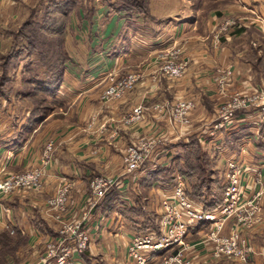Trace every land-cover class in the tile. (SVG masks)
I'll list each match as a JSON object with an SVG mask.
<instances>
[{
	"label": "rangeland",
	"instance_id": "obj_1",
	"mask_svg": "<svg viewBox=\"0 0 264 264\" xmlns=\"http://www.w3.org/2000/svg\"><path fill=\"white\" fill-rule=\"evenodd\" d=\"M48 1L50 0H42V2L34 0L31 3L29 0L22 1L20 14L17 17H9L2 24L4 36L2 42L0 41V92H4V94L0 95V148L5 149V154L0 155V180L11 174H19L41 166V156L49 142L53 143L54 151L44 172L56 161V152L61 153V144L72 148L67 151L64 148L67 156L72 152L75 159L80 158V155H74L79 142L76 140L78 136H80L81 145L101 144L103 150L101 153L97 150V152L79 159L94 160V157H97V174L91 175L88 179L89 194L84 203L80 202L81 213H78V206L76 207L75 203L71 202L73 183L67 178H62L54 187L51 186L47 195L44 190L45 173L42 176L40 188H17L1 196L13 194L12 197L9 196L10 200L14 199L16 194L23 198L25 196L32 197L31 201L35 211L40 216L42 215L57 233V236L50 234L49 227L45 225L46 228L48 227L45 235L37 241L35 246H28L30 239L27 235L26 240L18 242L20 240L17 238L18 235H16L14 227L7 226V229L0 227V252L2 251L1 237L3 233L9 234L7 237L11 240V244L15 243L12 241L18 242L14 250H6L1 256L4 264H47L48 262L55 264V256H49L50 246L55 247L58 244L61 246L64 239V234L60 233L61 223L65 221L76 223L82 220L85 211L89 212V216L97 206V214L99 212L102 218L97 221L96 233L90 232L87 220L84 221L87 226L86 233L89 242L83 253L89 250L94 254H90L91 263L89 262V264H119L120 257L123 256H121V251H123L121 234L125 235V231L132 232L134 230H137L136 235H145L149 232L158 233L161 194L159 191L153 193L152 191L160 185L153 184L150 187H143L140 185V181L149 172L147 167L142 168V164L154 159L157 153L156 149L161 148V138L166 137L165 134L169 130L177 134L176 136L182 137V143L162 160L161 166H164L172 177L171 182L162 187H168L177 178H182L186 184L187 193L190 190L188 181L178 170V163L183 162L186 149L184 145H187V139L190 136L198 140L208 157V169L211 170L209 177L217 180L219 186L217 189L212 185V190L216 196L220 197V200H222L225 187L227 160H236L242 168L248 167L246 172L251 173L256 168L255 166L261 163L260 160L264 159V154L256 156L253 154L254 151L249 150L246 146L249 144L254 149L255 147L251 145L253 140L264 141V133H261V127H259V125L262 126L264 120L254 109L252 101L245 105L246 107L238 105L240 99L247 96L251 98L260 96L264 99V48L262 46L264 44V22L256 13L243 9L239 0H171L169 7H163L161 0H154L152 13L167 12L172 14L163 19L162 25L157 27L156 25L159 24L153 22L154 17L151 15L150 9L151 0H149L150 17H146L150 19L148 25H141L134 20L128 21L132 24L128 27L135 31V35L127 34L124 26L117 27L118 39L112 41L115 46L112 45V50L107 52V56L99 57L100 64L106 65L110 59H115L113 54L122 53L118 62L123 68L105 73V77L103 74L100 75V88L95 87L96 89L93 91L97 95V102L94 103V109L86 112L85 115L82 111L79 112L78 108V101L82 97L72 103L77 99L79 92L75 93L72 89L60 90L64 82V75L69 67L74 70L73 73L77 74L73 78L70 77L73 81L81 80L92 70H97V19L94 20L97 10L93 5L94 0H86L85 3L81 0V4L68 15L63 42V50L68 60L65 63L63 81L54 99L51 96L46 97L43 93L26 96L33 91V83L44 80L47 75L45 69L39 64V56L36 52L28 54L25 50H21L17 56L9 58L11 52L15 53L16 50H20L21 45L24 44L22 39L16 37L19 29L30 17L39 20L43 6ZM106 2H109V6L113 10L120 11L126 16H143L119 10L116 8L115 0H106ZM174 2L176 3L172 4ZM181 10H184L183 18L186 22L189 21L188 19L195 20L189 29L178 28L177 25L170 23V20H174ZM80 11L82 16L78 15ZM107 11L114 14L110 8ZM71 14H75L77 19L79 18L74 27L71 25L69 27ZM138 26L141 29H138ZM253 26L258 31L253 29ZM162 29H166L168 33L166 36L161 33L163 38L159 41L160 46H158L157 36H160ZM240 29L244 32L236 34ZM69 31L71 34L68 35V42H65ZM79 32L82 34L79 35L78 43H76L75 36H78ZM186 33L187 35L182 37ZM141 42H144V45ZM76 45L79 47L77 48ZM141 46L144 48L140 49ZM109 47L108 45L107 48ZM227 47L230 48L229 51L223 52V48L227 49ZM68 50L72 55L75 53L77 58L69 56ZM129 50H137L138 53L143 52L144 55H137L133 60L130 58L126 64L121 63L124 54V58L128 56L126 54H129ZM222 53H225L224 60H222ZM110 54L112 58L109 57ZM168 60L177 62L186 60L187 64L183 73L175 77L165 74L161 68ZM241 63L245 66L248 65L246 70L241 71ZM254 68H258V72L253 70ZM242 72L251 81L254 78L257 79L260 87L249 86L251 89L243 90L245 82L241 77ZM129 74H135L137 81L124 92L118 94L112 92L118 82L123 81ZM93 79L97 84V73L91 76V80ZM137 85L143 88L142 93L138 101L130 102L129 99L133 97ZM58 101L61 103L59 104ZM179 102L189 105L185 114L181 115L183 119L181 121L178 120L175 110L176 104ZM138 105L143 109L140 118L130 120L131 111ZM230 110L233 113L231 121L224 124L225 126L213 129L215 125L222 124L223 116ZM31 112L33 115L45 114L41 121L30 125H36L37 128L41 126L37 135L41 145H37L38 150L33 147L24 148L23 155L18 156L19 163L13 165L14 158L18 155L16 153L22 150L13 143L15 130L18 128V133L23 136H21V142L24 144L28 138L26 129L29 128L26 126ZM78 112L81 114V121L78 119ZM242 114L245 115L243 117V123H246L245 127L239 124L241 119L239 120L238 116L241 117ZM41 122H43L42 125H40ZM110 123L114 125L111 129L108 128ZM238 129L243 130V135L249 143L246 141L243 143L241 140L242 143L236 141L234 146L230 145L231 143L227 146L228 133L232 131L237 133ZM210 132H213V135L210 136ZM4 133L5 136L1 137V134ZM260 134H262L261 137L258 136ZM215 140H219V143L215 144ZM142 145L151 147L147 158L139 169L128 172L126 168L130 153L129 147L139 148ZM243 146L246 147V150L242 149ZM239 152H246L245 155L250 159L245 158L246 162H242L244 159L238 158ZM228 156L231 157L227 159ZM101 157L103 160L99 159ZM138 173L141 175L138 176ZM95 177L110 183H108L103 196L98 199L97 204L90 207L88 201L91 192L90 181ZM136 177L137 180H134ZM66 185L69 186L64 204H55L54 200L61 199V190ZM109 196L111 201L109 204H105ZM189 198L199 203L196 198L191 196ZM104 205L110 207V211L106 212ZM139 208L140 213H137ZM261 208L260 221L244 232L253 249L246 261L225 256L211 257L210 243L204 241L207 231L206 224L192 230L191 234L193 235L190 234L183 239L185 257L191 261V264H195L198 259L200 262L198 261L197 264H264V250L262 254L258 255L261 259H257L258 263H256L255 257L259 250L253 247L257 244H264V195L261 199ZM122 210H127L131 216L127 217L121 212ZM115 218L119 219L117 224L121 226L120 228L117 226L115 228ZM231 224L232 221L228 223V226ZM122 230L123 232H121ZM132 233L134 235V232ZM91 234H95L92 241ZM127 245L128 243L125 246ZM182 248V246L175 245L159 252L156 255L158 258L151 264H160L162 258ZM201 251L203 254H200ZM83 253H73L70 259H74V255L82 256ZM124 256L125 262L126 260L133 262L128 258L127 248ZM71 262L69 260L68 264H72ZM133 264L135 263L133 262Z\"/></svg>",
	"mask_w": 264,
	"mask_h": 264
},
{
	"label": "built area",
	"instance_id": "obj_2",
	"mask_svg": "<svg viewBox=\"0 0 264 264\" xmlns=\"http://www.w3.org/2000/svg\"><path fill=\"white\" fill-rule=\"evenodd\" d=\"M186 60L177 62L168 60L161 70L172 77L179 76L186 67ZM137 81L135 74H129L123 81L118 82L112 92L118 94L130 88ZM250 101L254 109L264 120V99L260 96L251 98L247 96L241 98L238 105H247ZM241 103V104H240ZM189 105L184 102L176 104V116L178 120H183L181 115L185 114ZM140 105L131 111L130 120H137L142 114ZM232 110L222 118V124H217L213 129H218L232 119ZM181 118V119H180ZM209 135H213L210 132ZM262 134L258 135L261 137ZM151 147L142 145L139 148L129 147V157L127 159V171L139 169L141 164L147 158ZM246 150V147H242ZM54 151L52 142H49L42 153L39 167L26 170L19 174L0 180V198L4 194L17 188L41 187L44 169L50 162ZM243 153V152H242ZM246 153V152H244ZM225 169V187L220 204L212 210H205L199 203L187 195L186 184L182 178H177L168 189L161 192L160 211H159V230L145 235L134 234L127 245L128 258L135 264H148L151 254L159 253L169 249L171 246H182L177 252L162 258L160 264H191L183 253V239L190 235L192 230L207 225L205 232V242L210 243V255L213 258L231 257L246 261L253 249L249 244L248 238L244 235L245 230L250 229L260 221L261 199L264 195V162L256 165L253 172L248 171V167L242 168L239 162L229 159L226 162ZM245 174L243 175V173ZM246 177V182L243 179ZM248 180V181H247ZM254 182V184H252ZM108 181L102 178H93L90 181L91 192L88 198L90 207L97 204L98 199L103 196ZM248 183V184H247ZM256 185L258 188L253 189ZM68 186L66 185L60 194V198L55 204H64ZM263 187V188H262ZM255 188V187H254ZM3 208L2 211H7ZM87 211L83 213L82 220L78 222H63L60 226V233L64 234L61 246H50L49 256H55V264H67L73 253H83L88 246L89 238L87 235V226L85 220L88 217ZM2 214L0 213V219ZM232 224L228 226V223ZM60 247V248H59Z\"/></svg>",
	"mask_w": 264,
	"mask_h": 264
},
{
	"label": "crops",
	"instance_id": "obj_3",
	"mask_svg": "<svg viewBox=\"0 0 264 264\" xmlns=\"http://www.w3.org/2000/svg\"><path fill=\"white\" fill-rule=\"evenodd\" d=\"M25 0H0V41L2 42L3 40V23L6 22V20L12 16L17 17L20 13V5L23 3ZM36 1V0H35ZM86 0H83V2L85 3ZM153 1L151 0L150 2V9H151V15L154 17L153 18V22H156L157 27H160V25H162V21L165 18L170 17L172 14L171 13H152V9H153ZM162 1V2H161ZM160 2L162 3L163 7H169L168 5L171 4V0H161ZM29 2H34V0H29ZM42 2V0H41ZM40 2V3H41ZM81 2V0H80ZM87 2V1H86ZM177 2V1H176ZM176 2L172 3L175 4ZM240 4L243 6V9H246L247 11H250L252 13H256L258 15L259 18H261V20L264 22V0H239ZM106 3V5H105ZM178 3V2H177ZM89 4V1H88ZM94 8L95 10H97L94 16V20L97 19V70H92L90 72V74L88 73L87 76L81 80H76L73 81V79L71 80L70 77L73 78V76H76L77 74H75V72L73 73L74 70H72L69 67V70L65 73L64 75V82L63 85L61 86V90L60 91H68L67 89H72L75 91V93L79 92L77 95V99L73 100L72 103H74L75 101H77L78 99H81L78 101V108H79V112L82 111L83 113L86 112H90L91 110H93L94 108V103L97 102V95L96 93H93V91L96 89L95 87L100 88V80L99 77L100 75H104L105 77V73H109L112 71H117L119 69H122L123 67L120 65V62H118L120 59L119 57H122V53H120L119 55L117 53L113 54L112 56L115 57V59L112 58L111 54H110V59L109 62L104 65V64H100L101 59H99V57H105V55L107 54L108 51L112 50V45L115 46V44L112 43V41H116L118 38V28L117 27H121L124 26V30L125 32H128L127 34L131 33L132 35H135V31L132 30L131 27H128L130 25H132L130 22L128 21H136L141 25H148V21H150L149 18H146L144 16H126L125 14H122L120 11L117 12L115 10L112 9V7L109 6V2L107 3L106 0H94L93 2ZM109 7H108V6ZM110 8V11L114 14L108 13ZM183 8V7H182ZM79 16L81 15V11L78 14ZM175 15V14H174ZM184 15V10H181V13L178 14L176 17H174V20H170V23L172 25H177L178 28H187L189 29L191 27V23L194 24L195 20L193 19H188L189 21H185L183 18ZM79 18L77 19V16L75 14H71L70 16V22H69V27L71 25V27L75 26L76 23H78ZM83 23V21H82ZM149 27V26H148ZM138 29H141L139 26L137 27ZM253 29L257 30L254 26L252 27ZM128 29V30H127ZM146 29V28H145ZM147 30V29H146ZM258 31V30H257ZM190 32V31H189ZM244 31H242V29L238 30V32L236 34H240ZM161 33L166 36V29H162L160 31V36L158 37V40L156 43L158 46H160V40L163 38V35H161ZM70 31L67 33V37L65 42H68V35H70ZM82 33L79 32L78 36H75L76 39V43H78L77 39H79V35H81ZM123 35V33H122ZM187 35L184 34L182 37H185ZM260 35V34H259ZM124 36V35H123ZM246 41L248 39V35L246 36ZM145 41V40H144ZM169 43L171 41H168ZM141 44L144 45V42H141ZM1 45V43H0ZM108 45L110 46L109 48ZM162 45V44H161ZM138 46V45H136ZM164 46V45H163ZM263 48H264V44H262ZM76 47L78 48L79 46L76 45ZM144 47L141 46L140 49H143ZM108 49V50H107ZM229 47L223 48V52L229 51ZM69 51V50H68ZM75 51V49H74ZM140 51V50H139ZM198 51V50H197ZM196 51V52H197ZM69 56H74L77 58L76 54L73 53L70 54V51L68 52ZM225 53H222V60L225 59V56H223ZM128 56L125 57V54L123 56V60H121V63L126 64L128 62V60L130 58H132V60L134 58L137 57V55H144L143 52L138 53L137 50H129V54H126ZM235 55H237L235 53ZM107 56V55H106ZM129 57V58H128ZM103 61V60H102ZM108 61V60H107ZM106 61V62H107ZM109 64V65H108ZM72 65V64H71ZM241 65V71L246 70V67L243 63L240 64ZM128 66V65H126ZM258 68H254L253 70H255L256 72H258L257 70ZM72 71V73H71ZM77 73V72H76ZM95 73H97V84L95 82V79L91 80V76H94ZM243 73V72H242ZM103 77V79H104ZM241 77L244 79V86H243V90L247 89H251L249 86L253 87V88H259L260 84L258 83L257 79H252L253 81L250 80V78H246L244 73L243 75H241ZM249 87V88H248ZM142 87L138 86L136 87L135 92L133 93V97L131 99H129L130 102H133V100L136 102L139 99L140 94L142 93ZM58 103L60 104L61 102L58 101ZM96 106V105H95ZM78 112V119H80L81 121V114ZM245 115L242 114L241 117L240 115L238 116L240 121V125H242L243 127H245L244 125L246 123L244 122V118ZM46 121V120H45ZM43 122L40 123V125H42ZM114 125L113 123H110L108 125V128H112ZM41 126H39L38 128L35 126H30L29 129H26L28 132V138L26 139L25 143L23 144L21 142V138L23 137L20 133H18V128L15 130V138L13 143L16 144V146H19V148H21V151H17L18 154L15 158H14V162L13 165H17L19 162V157H21L23 155L24 152V148L28 147H33V149L37 148L39 145H41V143L38 141L37 139V135H38V130L40 129ZM242 127V128H243ZM259 127H261V133H264V123L262 124V126L259 125ZM263 127V128H262ZM25 128V127H24ZM109 129V130H110ZM263 129V130H262ZM242 130V129H241ZM240 129H238V132L236 133L235 131L229 132L227 135L228 141L227 142V146H229V143H231L230 145L234 146L235 142L237 141V143H243L246 141V137L245 135H243V130L241 131ZM40 131V130H39ZM258 131V130H257ZM3 133V132H2ZM177 134L173 133L172 131H168L165 136L161 138V148L156 149L155 152H157L155 154L154 159L145 161L142 164V168L147 167L146 169L150 172L151 170H153L154 168H156L157 166H161L162 164V160L167 158L166 156H169L170 153L173 152V149L177 148V146H181L182 143V137L176 136ZM206 136V134H204ZM5 136L4 134H1V137ZM22 136V137H21ZM80 136L76 137L78 140V146L74 151V155L76 154L77 156L80 155V158H76L73 157L72 152H70L69 156H67V149L71 150L72 148H67V146H64L63 144H61V153H59V151L56 152L55 154V158L56 161H54L49 167L48 169L44 172L45 173V185H44V190L46 191L45 194H49L48 192L50 191L51 186L54 187L56 185V183L61 180L62 178H67L68 180H70L73 183V191L71 192V202L75 203L78 213L80 212V202L84 203V200L87 198V195L89 194V189H88V179L90 178L91 175L93 174H97V157H94L93 159H85V160H79L82 159L84 157H86L87 155H89L90 153H95L98 152L101 153V151L103 150V146L101 144L97 145V144H84L81 145L80 143ZM207 139V137H206ZM242 140V141H241ZM232 141V142H230ZM40 143V144H39ZM95 143V142H93ZM219 140H215V144H218ZM249 143V142H248ZM19 144V145H18ZM77 144V143H76ZM80 144V145H79ZM38 145V146H37ZM251 145L254 146L255 148H251L249 146V144H247L246 146L249 148V150H253L256 156L264 154V141L262 140H253V142H251ZM64 148L66 151H64ZM38 150V148H37ZM5 154V149L3 147L0 148V155H4ZM246 153H241L239 152L238 158L240 160L244 159L242 162H246L245 158L250 159L249 156L245 155ZM19 156V157H18ZM101 156V155H100ZM82 157V158H81ZM231 156H228L227 159H229ZM157 158V159H156ZM103 160V157L99 158ZM90 161V162H88ZM261 162L264 161L260 160ZM145 169V170H146ZM146 171V172H148ZM141 175L138 173V176ZM137 180V177L134 179ZM248 181V180H247ZM243 182H246V177L243 179ZM248 184V183H247ZM170 186L168 187H160L158 186L157 188H155L153 192L155 191H159V193L161 194V192L164 189H168ZM255 187V188H254ZM254 189L257 188L256 185L253 186ZM10 197L13 196V194L9 195ZM9 196H4L0 198V213L2 214V217L0 219V227L2 228H6L7 226L14 227V229H20L24 234H26L29 239V245L28 246H35L36 243H38L37 241L40 240L48 231V227H49V231L50 234H53L55 236H57L56 231L50 227V225L47 223V221L45 220V218H43V216L39 215L35 209L34 206L32 204L31 198L30 197H22L19 194H16V196H14V199L10 200ZM19 196V197H18ZM3 208H7L8 210L3 212L2 209ZM81 213V212H80ZM122 216V215H121ZM129 216H131L129 214ZM128 216V217H129ZM100 218H102V215L98 212L97 214V206L91 211V213L89 214L88 218H87V225H89V230L90 232L96 233L97 232V221L100 220ZM114 219V218H113ZM115 228L117 226V228H120L121 226L117 223H119V219L115 218ZM48 226L47 228L45 227ZM119 230V229H118ZM123 232V230L121 231ZM134 232V234L137 232V230L132 231ZM132 232H126L125 231V235L121 234L122 237V249L123 251H121V256L120 257V262L119 264H133V262H127L128 260H124V255L126 252V248L127 246H125L127 243H129L130 239L133 236ZM199 233V231H197ZM193 233V232H192ZM193 235V234H191ZM49 236V235H48ZM95 234H91V241H92V237H94ZM34 239V240H33ZM90 241V243H91ZM91 245V244H90ZM89 245V247L91 248V246ZM255 249H258L259 252L257 253L256 257H255V261L257 262V259L260 260L261 258H259L260 256H258L259 254H262L263 250H264V244H257L253 246ZM89 248V249H90ZM256 253V252H255ZM90 254L94 255L91 251H87L85 253L82 254V256H77L74 255L73 258L74 259H68L67 264L70 260V262L72 264H89V262L91 263V261L89 259H91ZM158 253H153L151 254V259L148 262V264H151L152 261H154L156 258H158L156 255ZM200 254H203V252L201 251ZM198 261L200 262V259H198L197 261H195V264L198 263ZM47 264H52L50 262H48Z\"/></svg>",
	"mask_w": 264,
	"mask_h": 264
},
{
	"label": "trees",
	"instance_id": "obj_4",
	"mask_svg": "<svg viewBox=\"0 0 264 264\" xmlns=\"http://www.w3.org/2000/svg\"><path fill=\"white\" fill-rule=\"evenodd\" d=\"M116 8L124 10L128 14H141L144 17H150L148 10L149 0H115ZM81 4L80 0H50L42 9L41 17H30L26 20L23 26L19 29L16 37L22 39L24 44L20 50L15 53H10L9 58L17 56L21 50H25L28 54L36 52L39 56V64L47 73L44 80L35 81L33 83V91L26 96L30 97L43 93L51 96L54 99L62 81L65 70V63L68 60L67 55L63 50L64 33L70 12ZM1 87V86H0ZM1 89V88H0ZM4 92H0L2 96ZM45 97V96H44ZM32 113V114H31ZM27 120V128L31 123L39 122L45 114H34L31 112ZM29 124V125H28ZM183 155V162L178 163L179 173L188 181L190 190L188 196L196 198L203 209L212 210L217 207L221 200L219 196L214 194L212 185L219 188L218 181L210 179L211 170L208 169L207 155L201 148L200 143L196 138L190 136L187 139V145ZM172 177L167 172L164 166H157L155 169L148 172L140 181L143 187H150L153 184L160 186L168 185ZM208 197V198H207ZM111 197H107L105 204H109ZM105 210L110 211V207L105 206ZM127 217V210H122ZM140 213L139 210L136 211ZM18 242L26 240L27 236L20 229H15ZM7 232L1 237V252L0 264H4L1 254L8 250L12 251L16 247V241L11 244V240L7 237Z\"/></svg>",
	"mask_w": 264,
	"mask_h": 264
}]
</instances>
